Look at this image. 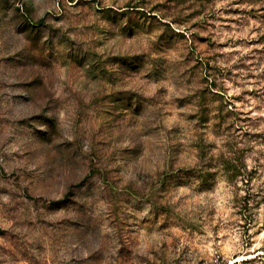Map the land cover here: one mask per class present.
Wrapping results in <instances>:
<instances>
[{
    "label": "rangeland",
    "instance_id": "1",
    "mask_svg": "<svg viewBox=\"0 0 264 264\" xmlns=\"http://www.w3.org/2000/svg\"><path fill=\"white\" fill-rule=\"evenodd\" d=\"M0 264H264V0H0Z\"/></svg>",
    "mask_w": 264,
    "mask_h": 264
}]
</instances>
